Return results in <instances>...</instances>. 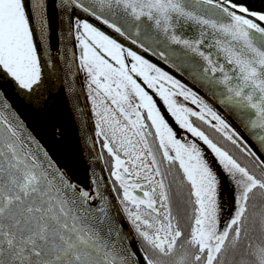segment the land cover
<instances>
[{
	"label": "snow or ice",
	"instance_id": "6c2138e0",
	"mask_svg": "<svg viewBox=\"0 0 264 264\" xmlns=\"http://www.w3.org/2000/svg\"><path fill=\"white\" fill-rule=\"evenodd\" d=\"M0 264H264V0H0Z\"/></svg>",
	"mask_w": 264,
	"mask_h": 264
},
{
	"label": "water",
	"instance_id": "95a60500",
	"mask_svg": "<svg viewBox=\"0 0 264 264\" xmlns=\"http://www.w3.org/2000/svg\"><path fill=\"white\" fill-rule=\"evenodd\" d=\"M81 101L83 104V96ZM85 111L90 112V106ZM29 116L35 129L46 139L50 136L49 121L53 116L63 123L66 134L59 146L60 153L66 162L83 172L88 164V156L81 137L82 117L73 110L71 102L65 96L55 93L46 110L32 111Z\"/></svg>",
	"mask_w": 264,
	"mask_h": 264
}]
</instances>
